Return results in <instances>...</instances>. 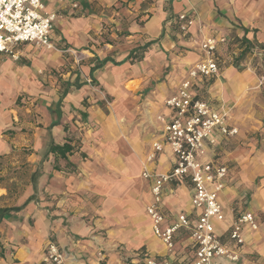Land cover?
Masks as SVG:
<instances>
[{
	"label": "crops",
	"instance_id": "obj_1",
	"mask_svg": "<svg viewBox=\"0 0 264 264\" xmlns=\"http://www.w3.org/2000/svg\"><path fill=\"white\" fill-rule=\"evenodd\" d=\"M44 2L57 14L55 47L22 43L17 62L0 54V264H43L49 238L68 254L66 264H144L146 255L193 261L189 230L176 233L171 251L154 234L142 171L160 138L157 117L171 112L165 99L199 60L200 42L224 35L220 73L198 85L239 129L205 157L228 167L226 219L215 224L227 240L234 216L252 211L259 226L245 229L239 264H264V97L254 69L235 64L246 45L264 57V0ZM183 11L195 19L186 32L177 24ZM70 50L84 59L74 63ZM64 143L73 147L66 157L50 152ZM174 165L168 147L148 164L158 173ZM192 186L189 178L167 183L162 227L181 211L196 216ZM120 248L131 263H122Z\"/></svg>",
	"mask_w": 264,
	"mask_h": 264
},
{
	"label": "built area",
	"instance_id": "obj_2",
	"mask_svg": "<svg viewBox=\"0 0 264 264\" xmlns=\"http://www.w3.org/2000/svg\"><path fill=\"white\" fill-rule=\"evenodd\" d=\"M44 1L0 0V54L17 62L21 58L19 46L22 43L55 47L51 34L57 14L48 11ZM74 7L77 8L78 4L75 3ZM194 21L189 11L181 12L177 17L179 30L186 32ZM228 42L226 35L206 37L200 42L199 60L190 66L176 92L164 101L171 112L168 117H157L162 122L160 138L153 142L142 171V176L151 181V199L146 212L152 221L154 234L171 251L176 233L181 229L189 230L190 240L195 246V258L189 264H239L246 242L245 229L256 231L259 226L252 211H240L228 226L225 240L215 224L226 219L220 194L227 186L228 167L205 157L209 155L210 147L235 137L239 129L229 123L226 111L200 97L198 85L220 73L219 45ZM70 53L76 64L84 59L83 52L70 50ZM165 147L175 157L174 167L167 173L152 171L148 164H152ZM186 178L193 185L191 208L197 211L196 216L191 218L192 213L181 211L174 222L162 227L166 221L163 200L167 183ZM98 254L103 255L101 251ZM67 258L66 251L49 238L44 247L43 264H66ZM144 264H175V260H159L146 255Z\"/></svg>",
	"mask_w": 264,
	"mask_h": 264
},
{
	"label": "rangeland",
	"instance_id": "obj_3",
	"mask_svg": "<svg viewBox=\"0 0 264 264\" xmlns=\"http://www.w3.org/2000/svg\"><path fill=\"white\" fill-rule=\"evenodd\" d=\"M243 63H247L246 66L254 69V71L256 72L259 79L258 87L260 88L262 96L264 97V57L262 59H259V56H250L249 58H247V60H244ZM147 124H149L150 127H153V123L151 121H148ZM126 252L127 250L125 248H120L118 251V256L121 258L122 263H131V257L128 256Z\"/></svg>",
	"mask_w": 264,
	"mask_h": 264
},
{
	"label": "trees",
	"instance_id": "obj_4",
	"mask_svg": "<svg viewBox=\"0 0 264 264\" xmlns=\"http://www.w3.org/2000/svg\"><path fill=\"white\" fill-rule=\"evenodd\" d=\"M246 43H249V40L244 39ZM262 48H264V46H262ZM252 48H250L249 45H246V47L243 49V51L240 53V55L235 59V64L237 68L239 67V64L241 63V61L247 60V58L250 57V53H248L249 51H251ZM50 152H53L54 154H58L61 157H66V155L68 153L73 152V147L70 143H64L62 145H58V144H52L50 146ZM2 219V217L0 218V220Z\"/></svg>",
	"mask_w": 264,
	"mask_h": 264
}]
</instances>
